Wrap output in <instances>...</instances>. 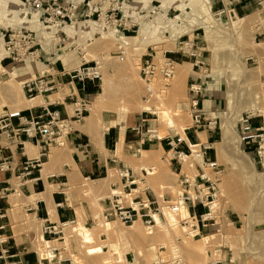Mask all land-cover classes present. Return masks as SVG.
<instances>
[{"label": "rangeland", "instance_id": "obj_1", "mask_svg": "<svg viewBox=\"0 0 264 264\" xmlns=\"http://www.w3.org/2000/svg\"><path fill=\"white\" fill-rule=\"evenodd\" d=\"M241 1L244 0H118L116 23L107 24L103 16L98 20V11L92 15L93 23L73 27L78 32L74 38H61L62 32L58 33L60 39L53 38L51 30L40 31L45 33L42 42L43 46L46 44L45 52L51 43L59 40L63 51H76L83 62L96 63L99 67L101 83L91 100L90 111L96 110L97 114L91 113L90 117L127 126L136 113L148 112L153 116L145 118L148 125L143 127V137L160 142L166 136L179 135L186 140L183 130L191 125L188 88L195 83L193 78H200L202 88L217 97L219 112L211 120L216 122L215 132L221 130L222 136L215 145L219 151L217 163L222 170L217 180L215 224L204 229L200 236L186 235L190 229L179 223L180 218L187 215L185 209L180 216H175L165 208L167 199L163 196H176L178 179L175 177L171 182L167 174H161L159 168L154 167L153 175L146 176V180L163 179L155 191L163 215L157 217V222L154 220L152 228L146 229L140 221L124 226L109 220L111 229L104 231L103 209L95 200L91 224H65L62 227L64 243L50 242L51 249H66L60 258H69L72 264H156L160 257L178 258L180 264H209L216 260L221 264H264V158L254 155V147H243L237 136L238 119L243 113L252 116L254 127L264 129V0H257L253 9L245 14L231 11ZM94 7L99 6L92 4L90 12ZM15 8L14 5L0 7L1 28L8 26L5 20L11 21L12 28L21 22L18 18L22 17L19 16L22 12L15 13ZM82 10L87 12L85 6ZM122 25L130 27L121 30ZM69 30L67 35L72 37ZM135 36L132 44L117 48V39ZM185 43L200 52L205 64L201 69L192 66L194 59L189 56ZM0 45L2 54V40ZM120 51L124 54L120 55ZM147 54L152 55L157 66H161L165 58L173 61L174 75L163 93L155 92L144 102L148 94L140 77L139 64ZM29 61L32 60L14 62L26 65ZM65 66L69 68L68 61ZM158 82L159 77H156L154 90ZM4 84L13 98H17V104L10 109L26 107L28 102L21 81L11 76ZM142 107L149 111H142ZM223 126L227 127V135L223 133ZM201 140L205 143L203 137ZM161 143L166 151L164 161H167L169 146L165 141ZM65 149L64 144L52 150L63 152ZM191 150V156L181 163L185 175L194 177L197 172L193 163L200 161L201 154L198 145ZM12 183L14 186L17 181ZM147 185L139 184L138 191ZM13 188L17 190L16 185ZM80 227L88 229V242H83ZM41 236L39 232L33 239V249L42 258H48L50 249H46ZM214 248H219L221 253L214 256Z\"/></svg>", "mask_w": 264, "mask_h": 264}, {"label": "crops", "instance_id": "obj_2", "mask_svg": "<svg viewBox=\"0 0 264 264\" xmlns=\"http://www.w3.org/2000/svg\"><path fill=\"white\" fill-rule=\"evenodd\" d=\"M256 2L257 0L237 2L231 11L237 10L245 14L253 9ZM17 4L20 6L18 0H0V7L11 5L16 7ZM15 9V13L22 12L19 15L22 17L18 20L21 23L26 22L25 13L19 7ZM4 22L6 26V20ZM68 28L63 29L66 31L65 34L60 35L61 38H74L75 34L77 36L78 32L73 27L71 30ZM67 30L72 37L67 35ZM88 33L87 31L86 34ZM4 34L5 28H1L0 25V41H4ZM60 43L59 40L51 43L48 52L44 50L37 59L29 61L26 65H16L0 52V113L5 108L11 110L10 107L17 104V98H13L4 84L9 77L14 76L19 79L23 86L28 80L37 78L47 71L71 70L78 65L76 64L78 61L83 62L84 59L79 56L80 53L65 52ZM67 61L69 68L65 66ZM49 79L54 82L55 90L32 98L40 99L41 103L20 108L25 115H28L30 110L32 114L37 115L41 112L40 107L47 104L50 110H58L63 118L71 117L72 106L68 99L70 92L75 91L80 97L89 96L91 100L97 92V87L90 82L71 85L67 77L52 76ZM193 80L201 83L200 78H193ZM102 90L101 86V92ZM204 91L200 97V106L203 109L204 118L209 120L218 114L219 107L215 94L206 89ZM32 99L25 98L26 102L33 101ZM91 113L81 122L73 124L72 132L66 137L65 151H55L52 150L54 147H50L47 154L41 156V168L24 182L19 196L15 197V193L11 191L6 199L0 201V238L4 240V243L0 244V249L6 248L10 254L16 255V259L21 264H43L33 249V239L39 232L42 235L43 225L59 226L69 222L73 224L79 222L84 226L91 224L96 209L95 200L104 210L110 192L121 189L123 183L119 177L121 168L131 170L137 188L139 184L148 183L145 191L138 194L141 199L149 197L157 200L155 191L158 183L163 179L152 178L148 182L140 168L157 167L161 174H167L171 182L175 180V177L179 180L185 175L183 163L164 161L166 151L161 142L143 137V127L148 125V120L145 119L147 115L136 113L129 125L123 126L90 117ZM94 113L97 114L93 112L92 115ZM21 137L24 140V137ZM185 137L186 143L190 144H200L203 137L205 143L211 145L207 158L217 162L219 151L215 145L221 141V130L215 132V130L192 129L185 132ZM7 143H9L8 140L1 136L0 146ZM25 143L24 154H21L19 147L15 144L11 145L10 151L0 150V160L9 157L7 162L9 169L0 171V188L10 184L13 190L12 182L20 172L25 159L36 158L44 150L43 146L35 144L34 140H25ZM180 149L187 151L185 144H182ZM193 166L198 173L196 163H193ZM163 197L169 200L173 198L171 194H165ZM203 212V208L197 207L198 214ZM48 238H50L49 242L64 243V238L63 240L54 236H48ZM70 241L72 245L75 244L73 239ZM63 251H65L64 248H56L51 252V256L54 255V257L49 264H58L59 261H61L60 264H69V258H60Z\"/></svg>", "mask_w": 264, "mask_h": 264}, {"label": "built area", "instance_id": "obj_3", "mask_svg": "<svg viewBox=\"0 0 264 264\" xmlns=\"http://www.w3.org/2000/svg\"><path fill=\"white\" fill-rule=\"evenodd\" d=\"M17 4L21 11L25 13L24 19L26 22L13 25L7 22L5 28L4 45L2 47L3 53L9 59L14 61L23 62L25 60L37 59L42 52L44 46L42 44L45 39V33L40 32L46 30L52 31V37H58V33L65 34L63 29L65 26L79 25L81 23H91L93 13H99L103 16L107 24L116 23L118 0H18ZM238 1V0H237ZM94 4L99 7H94L91 11V5ZM82 6L87 8V12L82 10ZM33 20V22H30ZM29 21V22H28ZM113 24V23H111ZM86 25V24H85ZM117 27V25H115ZM122 25V29H128V26ZM118 27H121L118 25ZM10 32V34H7ZM46 32V34H48ZM118 32V31H117ZM57 35V36H55ZM8 37V40L5 39ZM264 42V38H263ZM184 47H188L189 56L194 59L193 67L201 69L204 66L200 52L193 50L192 44L185 43ZM167 52L164 53V57ZM169 53V52H168ZM124 53L120 51V55ZM144 60L140 61L139 73L142 78L148 98H143L144 102H148L155 92L161 94L169 86V81L173 78L174 69L173 61L169 58L164 59L161 66H157L153 62L151 54H147ZM123 60V56L119 57ZM52 69V68H51ZM52 76L67 77L68 83L75 85L76 83L84 84L90 82L96 87L100 86L101 73L96 63L89 64V62H82L77 67L71 70H62L53 72H45L41 76L31 79L24 83L22 86L24 96L32 99L37 96L49 94L55 90V84L52 81ZM156 77H159V84L157 90L152 87ZM204 89L202 84L195 82L191 83L188 88L189 96L187 98L189 104V113L191 118V125L184 128L183 132L189 130L207 129L215 130L216 122L213 120H206L203 115V109L200 106V97ZM68 99L72 106V116L63 118L58 110H50L47 104L40 107L41 112L34 115L30 112L25 115V112L20 109L8 110L5 108L0 113V137L3 136L9 143L0 146V150H9L12 144L19 147L21 154H24L26 148V141L34 140L35 144L43 146L44 150L36 158H26L23 162L22 168L15 181H17L16 189H11V185L7 184L5 187L0 188V201L7 198L8 194L13 191L15 195L21 194L20 188L24 182L31 178L34 172L39 171L41 168V156L47 154L50 147H62L65 144L66 137L72 132L73 124L81 122L91 111V98L89 96L80 97L76 95L75 91L68 94ZM145 115H152L148 112H142ZM147 133H153L147 130ZM24 137V140H22ZM238 139L243 147H254L253 153L259 158H264V129L262 127H254L252 124V116L247 113L240 115L238 119ZM154 139V138H149ZM157 139V138H156ZM158 140V139H157ZM165 141V145L169 146L167 154L169 155L168 162L175 161L180 164L183 160L191 156L192 150L189 143L181 136H166L160 142ZM182 144L186 145L187 151L180 149ZM198 145L200 151V161H195L198 166V173L194 177L183 175L178 180L179 191L172 199L164 201L165 208L169 213L180 216L181 210L185 209L187 215L180 218L179 223L187 225L190 229L186 231V235H191L193 238L202 234L203 229H206L215 224V202L217 200L218 187L217 180L221 176L222 170L216 161L207 158V152L211 149L208 143L193 144ZM9 157L0 160V171H7ZM154 167L140 168L143 176L153 175ZM210 174L212 176H210ZM119 177L123 181L121 189L112 190L107 198V206L103 210L101 216L104 221L115 220L124 226H131L134 222H140L146 225V229L153 224L154 215L159 217L163 215L159 203L155 198L145 197L141 199L138 194L136 181L133 179L132 172L128 168H121L119 170ZM144 181V179H142ZM14 185V186H15ZM13 186V185H12ZM13 186V187H14ZM168 189L170 187H167ZM214 206H213V205ZM197 207L204 209L202 214L197 213ZM73 224V222H69ZM63 224L54 226L51 224L42 226V236H54L63 240L64 234L62 230ZM4 240L0 238V244ZM65 249V248H64ZM163 249V248H159ZM51 250V252L55 251ZM66 250V249H65ZM214 256L219 255L221 250L214 248ZM37 257L43 264H49L51 258H42L37 254ZM165 257H160L156 264H180L178 258L166 260ZM69 264H72L70 260ZM229 263L232 259L228 260ZM59 261L58 264H60ZM0 264H21L16 259V255H12L6 248L0 249ZM221 264L220 260L214 263Z\"/></svg>", "mask_w": 264, "mask_h": 264}, {"label": "bare ground", "instance_id": "obj_4", "mask_svg": "<svg viewBox=\"0 0 264 264\" xmlns=\"http://www.w3.org/2000/svg\"><path fill=\"white\" fill-rule=\"evenodd\" d=\"M30 22H33V20H30ZM94 21H91V23H93ZM91 23H89V24H91ZM81 24H84V23H81ZM65 27H73V26H65ZM64 27V28H65ZM136 39V37H122V38H120V39H117V44H118V49L120 48H126L127 46H129L130 44H132L133 43V41ZM262 52V51H261ZM4 54V53H3ZM33 101H28V103L26 104L28 107L29 106H31V105H34V104H37V103H39L40 102V99H32ZM95 108V107H94ZM93 110H95V109H93ZM142 111H149V109H147L146 107H142ZM94 112H97L96 110L94 111ZM223 133L225 134V135H227L228 133H227V127L226 126H223ZM239 142V141H238ZM197 146V145H196ZM196 146H194V145H192V144H190V147L191 148H195ZM194 152V151H193ZM189 158V156L188 157H186L184 160H183V162L185 163L186 162V160ZM130 170V169H129ZM154 220L157 222L158 221V219H157V216L156 215H154ZM138 221H140V220H138ZM137 222V221H136ZM136 222H134V224L136 223ZM172 222H174V223H176V220H172ZM134 227V226H133ZM149 228H152V226H150ZM102 229L104 230V231H107V230H109V229H111V224L108 222V221H105L104 223H103V225H102ZM79 233H80V236H82V239H83V242H88V238H89V233H88V229H86V228H84V227H80L79 228ZM41 241L45 244V246H46V249L47 250H49V253L50 254H48V258H51L52 256H51V250H53V249H51L50 248V245H51V243L49 242V241H47L46 239H44V237L43 236H41ZM212 263V262H211Z\"/></svg>", "mask_w": 264, "mask_h": 264}]
</instances>
